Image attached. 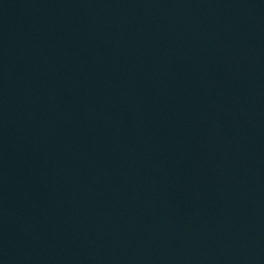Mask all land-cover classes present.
Masks as SVG:
<instances>
[{
  "label": "water",
  "instance_id": "obj_1",
  "mask_svg": "<svg viewBox=\"0 0 264 264\" xmlns=\"http://www.w3.org/2000/svg\"><path fill=\"white\" fill-rule=\"evenodd\" d=\"M0 264H264V0H0Z\"/></svg>",
  "mask_w": 264,
  "mask_h": 264
}]
</instances>
